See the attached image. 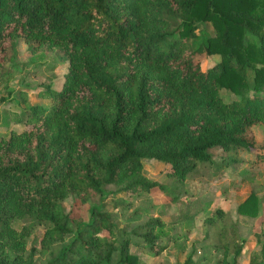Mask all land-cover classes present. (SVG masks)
<instances>
[{
  "label": "trees",
  "instance_id": "16d2710c",
  "mask_svg": "<svg viewBox=\"0 0 264 264\" xmlns=\"http://www.w3.org/2000/svg\"><path fill=\"white\" fill-rule=\"evenodd\" d=\"M207 22L213 33H197ZM18 39L68 66L61 88L42 92L52 104L28 107L30 127L0 138V264H34L27 239L35 224L45 227L44 264H139L131 245L143 242L156 255L166 248L155 242L160 219L140 234L119 230L116 240L101 207H89L84 221L61 201L84 205L107 184L179 200L182 192L142 174L143 159L169 164L182 182L212 165L216 148L257 152L247 133L264 124V0H0L5 86ZM213 55L219 60L203 68ZM258 206L251 192L237 212L255 217ZM225 215L217 208L203 221L209 252L202 259L222 250L215 264L241 252L231 225L227 238ZM198 263L189 254L181 264ZM248 264H264V244Z\"/></svg>",
  "mask_w": 264,
  "mask_h": 264
},
{
  "label": "rangeland",
  "instance_id": "374dc122",
  "mask_svg": "<svg viewBox=\"0 0 264 264\" xmlns=\"http://www.w3.org/2000/svg\"><path fill=\"white\" fill-rule=\"evenodd\" d=\"M176 25L173 19L170 28ZM196 32L212 34L213 28L208 22L201 23ZM192 41L196 46L198 40ZM15 50V55L6 64L7 87L0 78V138L8 137L11 131L30 127L31 121L25 120L24 110L33 105L50 106L51 99L42 92L47 86L60 89L67 72V62L59 61L50 51L29 52L23 39H18ZM218 60V55L203 58L202 67ZM252 76L249 70L250 84ZM247 138L256 142L257 152L243 148H216L211 151L212 165L201 167L198 173L187 176L182 182L174 177L169 164L152 158L143 159L142 174L175 193L182 192L179 200L160 190L123 193L107 184L102 187L103 194L92 196L86 204L80 205L78 201L74 203L73 198L67 197L61 201L62 207L65 212H71L73 217L84 221L88 219L89 207H101L117 228L114 235L116 240L122 238L119 230L140 234L148 220L160 219L164 225L154 229L157 235L155 242L166 248L156 255L145 248L143 242L140 244L143 247L131 245L129 251L138 256L139 264H181L189 254L199 260L198 264H215L222 258V250L215 252L213 259H202L209 252L204 247L208 241L202 226L204 219L220 208L226 213L224 219L228 226L229 242H232L229 225L238 243L242 242L241 252L235 262L231 251L227 255V263L248 264L250 255L260 256L264 244V124L254 125L248 131ZM251 192L259 198L257 215L248 217L238 214V205ZM44 232V225L35 224L27 239V248H34V264H44L40 251ZM101 233L104 237L107 234L104 230ZM72 234L67 235V241L72 238ZM214 234H211L212 239Z\"/></svg>",
  "mask_w": 264,
  "mask_h": 264
}]
</instances>
